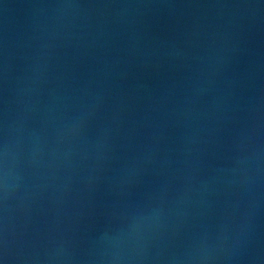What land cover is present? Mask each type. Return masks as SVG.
Masks as SVG:
<instances>
[{
	"label": "water",
	"instance_id": "1",
	"mask_svg": "<svg viewBox=\"0 0 264 264\" xmlns=\"http://www.w3.org/2000/svg\"><path fill=\"white\" fill-rule=\"evenodd\" d=\"M0 264H264V0H0Z\"/></svg>",
	"mask_w": 264,
	"mask_h": 264
}]
</instances>
